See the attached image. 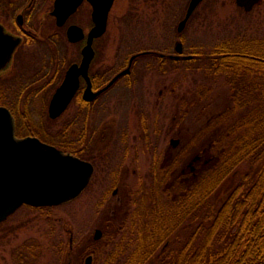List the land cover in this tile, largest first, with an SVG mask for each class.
Here are the masks:
<instances>
[{
  "label": "rangeland",
  "instance_id": "rangeland-1",
  "mask_svg": "<svg viewBox=\"0 0 264 264\" xmlns=\"http://www.w3.org/2000/svg\"><path fill=\"white\" fill-rule=\"evenodd\" d=\"M125 2L117 3L101 40L97 65L107 78L125 67L134 53H174L176 41L190 54L234 39H264V0L248 12L234 0H204L180 32L177 25L189 0H131L129 6ZM75 54V46H71L70 55ZM44 56L41 53L24 63L23 79L32 76ZM132 67L133 73L118 80L96 106H80L74 101L52 120L47 114L52 91L44 103H35L39 92L20 106L21 123L26 121H22L23 115L32 117L64 148H80L82 152H76L81 158L93 161L96 167L89 184L72 200L51 207L22 205L0 223V264H85L89 257L91 264H125L136 241L139 243L137 227L128 218L130 211H144L142 216L151 226L158 223L154 218L158 210L152 209L165 205L169 212L177 211L175 198L182 197V182L188 185L197 175L196 164L195 172L189 173L191 142L211 116L230 105L229 86L223 75L207 74L198 58L166 59L161 65L154 54H144ZM6 89L9 94L11 88ZM173 158L177 160L174 168L167 170L165 178L159 176L158 167L173 166ZM248 167L243 164L242 170ZM166 217L168 225L172 218ZM179 228L180 224L174 232ZM111 253L112 260L108 259Z\"/></svg>",
  "mask_w": 264,
  "mask_h": 264
},
{
  "label": "trees",
  "instance_id": "trees-1",
  "mask_svg": "<svg viewBox=\"0 0 264 264\" xmlns=\"http://www.w3.org/2000/svg\"><path fill=\"white\" fill-rule=\"evenodd\" d=\"M198 59L226 78L230 105L197 130V175L181 181L177 211L152 209L158 223L140 226L125 264H264V39L227 41Z\"/></svg>",
  "mask_w": 264,
  "mask_h": 264
},
{
  "label": "flooded vegetation",
  "instance_id": "flooded-vegetation-1",
  "mask_svg": "<svg viewBox=\"0 0 264 264\" xmlns=\"http://www.w3.org/2000/svg\"><path fill=\"white\" fill-rule=\"evenodd\" d=\"M118 2L119 0H113L111 4L107 16L106 30L110 25L109 22L111 19V13L115 11ZM125 4L129 6L131 4V0H126ZM55 8L56 0H0V106L6 107L12 114L14 121V135L16 137H38L41 141L57 146L64 150V152L72 154L82 151L80 148L78 150L75 149L77 152L68 146L64 148L62 143L56 140V137L45 133L44 129L40 128L31 119L32 117L30 114L27 115H29L31 118L23 115L22 121L23 119H26V121L21 123L17 113L21 105H27L30 99L39 95V92L41 95L35 99V103H38L39 100L44 103V97H46L48 93L52 91L48 101L49 107L52 96L55 90L62 83L68 68L72 64L79 65L83 59V48L87 45L89 32L95 24L92 14L93 5L88 0H82L77 8L63 19L61 24L58 23L59 19L54 13ZM73 26L80 28L82 31V37L76 41H71L68 37V30ZM106 30L101 35L94 37L91 41L93 55L88 66V78L86 79V77L83 75L79 76L78 88L71 101L61 114L55 118H52L49 116L47 110V114L50 119L55 120L62 116L70 104L74 101L79 103L80 106H96L95 103L101 101L102 96L108 94L114 84L118 82V80L130 76L133 73L132 64L130 66L128 65L133 54L130 56L127 65L117 70L109 78L104 76L103 72L101 71L102 69L99 67V65H97V61L101 58V40L106 33ZM71 46H75V57L70 55ZM178 46L181 49L179 52L177 51ZM213 49L214 47L208 51L194 50L191 51L192 53L190 54H185L183 44L179 41H176L174 45V53L157 50H145L139 53H144L147 55L154 54L157 58H159V61L162 65L163 60L166 59H194L198 58L199 56H203L205 52H211ZM41 53L45 55L44 59L41 60L42 64L35 67L34 71L32 72V76L23 79L22 68H24V63L34 56L37 58ZM136 58H134L133 61ZM34 61L35 63L37 62V60ZM128 67L129 69L127 72L120 75L111 85L107 86L115 75ZM157 69L160 70L162 67H158ZM88 87L89 90L86 91ZM104 87L106 88L101 90ZM6 88H11V94L6 93ZM16 88L20 90H17V92L14 93ZM23 90H25L24 93H22ZM99 90H101V92L98 93ZM94 93L96 94L94 95ZM36 100H38V102ZM140 108L141 107L137 109L138 113L141 112L142 108ZM133 112L135 113L134 108ZM67 131L68 129H65V132ZM80 137L83 138L84 135L81 134ZM193 142L194 141L191 142L192 148L191 146L189 148L191 149L190 151L193 149L192 152L194 154V152L197 151V146H195ZM172 143L176 145L177 141H172ZM178 152H181V147L179 148ZM198 157V155L192 156V159L189 163L190 169L194 170V172L196 169L193 165V162ZM84 160H87L92 164L93 175L96 164L91 160ZM176 161L177 160L173 158V166L166 164V169L163 167H158V169H160L159 176L165 178L170 172L167 170L174 168ZM154 167L155 164L153 163L152 167L149 168V170L151 169V174L153 172L152 170H154ZM149 176L151 175L148 173L147 177ZM184 180H187L186 177ZM115 192L116 189L113 191V193ZM135 211V209L130 211V216H128V218L131 219L133 225H136L138 230L140 226L148 224L149 221L146 219L147 217L142 216L144 211L139 210L136 214ZM96 234V236H100L99 231H97Z\"/></svg>",
  "mask_w": 264,
  "mask_h": 264
},
{
  "label": "water",
  "instance_id": "water-1",
  "mask_svg": "<svg viewBox=\"0 0 264 264\" xmlns=\"http://www.w3.org/2000/svg\"><path fill=\"white\" fill-rule=\"evenodd\" d=\"M81 1L56 0L54 13L59 19L58 23L61 24ZM88 1L93 5L92 14L95 24L89 32L87 45L83 48L81 63L72 64L68 68L62 83L52 96L48 107L49 116L52 118L61 114L71 101L78 88L79 76L88 78V66L93 55L91 41L106 30L107 16L113 0ZM201 1H189L185 17L178 24V31L182 30L185 22ZM259 1L235 0V3L245 11H250ZM68 37L71 41L80 39L81 29L75 26L70 27ZM180 50L178 46L177 51ZM136 56L137 54L131 56L129 66ZM128 69L129 67L115 75L107 86ZM88 90L89 87L86 91ZM92 171L93 166L89 161L65 153L37 137H16L12 114L6 107L0 106V222L23 204L53 206L75 198L88 184ZM86 264H91L90 258L86 259Z\"/></svg>",
  "mask_w": 264,
  "mask_h": 264
}]
</instances>
